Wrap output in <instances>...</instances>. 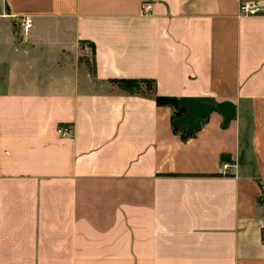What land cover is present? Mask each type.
Here are the masks:
<instances>
[{"label": "crops", "instance_id": "1", "mask_svg": "<svg viewBox=\"0 0 264 264\" xmlns=\"http://www.w3.org/2000/svg\"><path fill=\"white\" fill-rule=\"evenodd\" d=\"M241 1L0 0V264H264V16Z\"/></svg>", "mask_w": 264, "mask_h": 264}, {"label": "built area", "instance_id": "2", "mask_svg": "<svg viewBox=\"0 0 264 264\" xmlns=\"http://www.w3.org/2000/svg\"><path fill=\"white\" fill-rule=\"evenodd\" d=\"M152 10V4L143 3L141 6V11L144 15L149 13ZM239 15L242 17H255V16H264V1H255V0H245L239 3L238 7ZM23 34H26L30 28V23L28 19H24L20 23ZM58 135L62 137H69L72 135L71 127H59L57 129ZM224 169L227 166H223ZM260 191L264 195V182L260 184Z\"/></svg>", "mask_w": 264, "mask_h": 264}, {"label": "trees", "instance_id": "3", "mask_svg": "<svg viewBox=\"0 0 264 264\" xmlns=\"http://www.w3.org/2000/svg\"><path fill=\"white\" fill-rule=\"evenodd\" d=\"M114 83L117 84L120 87V89H122L123 91L129 94L138 93L136 92V89H138L139 84L142 83H151L152 90L154 88V83L147 80H121V81H114ZM155 101L158 105H166L171 103L172 100L155 97ZM262 240L264 241V229L262 230Z\"/></svg>", "mask_w": 264, "mask_h": 264}, {"label": "rangeland", "instance_id": "4", "mask_svg": "<svg viewBox=\"0 0 264 264\" xmlns=\"http://www.w3.org/2000/svg\"><path fill=\"white\" fill-rule=\"evenodd\" d=\"M10 29L16 41H19L22 35H24L19 20L10 21ZM136 92L146 95H150V93L152 94L153 90L151 83L139 84V87L138 89H136Z\"/></svg>", "mask_w": 264, "mask_h": 264}]
</instances>
